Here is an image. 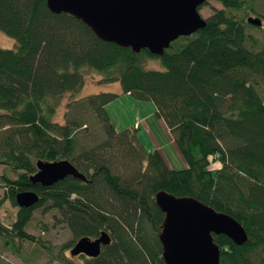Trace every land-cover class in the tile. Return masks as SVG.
<instances>
[{
    "label": "trees",
    "instance_id": "obj_1",
    "mask_svg": "<svg viewBox=\"0 0 264 264\" xmlns=\"http://www.w3.org/2000/svg\"><path fill=\"white\" fill-rule=\"evenodd\" d=\"M217 1L221 6L211 7L202 27L178 35L157 55L103 40L78 18L51 11L45 0H0V30L16 40L15 47L0 46L2 197L17 205L18 190L40 194L33 204L18 205L10 225L0 222L2 245L16 248L13 236L34 240L25 226L32 210L45 205L69 229L68 248L82 235L109 234L84 264H164L163 212L154 193L165 189L242 223V244L213 234L218 264H264V14L256 0ZM248 15H258L261 24L248 22ZM147 57L160 67H144ZM88 70L101 84L114 81L137 99H151L185 165L174 168L159 148L146 149L135 125L116 129L105 108L113 90L85 94L63 122L53 120L60 95L76 91ZM85 107L103 134L92 143L76 133ZM64 157L88 180L29 181L36 159Z\"/></svg>",
    "mask_w": 264,
    "mask_h": 264
},
{
    "label": "water",
    "instance_id": "obj_2",
    "mask_svg": "<svg viewBox=\"0 0 264 264\" xmlns=\"http://www.w3.org/2000/svg\"><path fill=\"white\" fill-rule=\"evenodd\" d=\"M53 12H66L85 23L99 38L129 46L133 51L147 48L161 54L178 35L196 31L205 24L198 5L206 0H45ZM246 20L261 24L258 15ZM36 170L28 175L32 183L49 185L70 175L88 178L69 159L35 161ZM39 198L32 189L18 190L19 206L33 204ZM154 199L163 218L158 231L164 264H218L220 247L214 233H224L235 243L247 240V232L231 214L217 210L191 195H176L158 189ZM110 241L106 230L95 237L82 235L68 248L70 255L80 252L95 256Z\"/></svg>",
    "mask_w": 264,
    "mask_h": 264
},
{
    "label": "rangeland",
    "instance_id": "obj_3",
    "mask_svg": "<svg viewBox=\"0 0 264 264\" xmlns=\"http://www.w3.org/2000/svg\"><path fill=\"white\" fill-rule=\"evenodd\" d=\"M258 11L264 14V0H256ZM220 7L217 0H207V3L199 7L202 16L211 12V7ZM264 27V22L263 26ZM249 31L258 33L259 29L250 27ZM0 46L15 47L14 37L5 34L0 30ZM144 67H160L161 63L154 57L145 59ZM100 75L95 71H86L83 84L76 91L63 92L58 100L53 120L63 122L70 114L74 104L85 94L100 89H109L117 94L105 104L111 121L116 129L132 127L135 123L138 139L146 149L152 150L157 147L170 166L180 168L185 165L181 153L175 146L171 134L162 120L155 114V104L151 99H137L128 92L119 90L117 82L106 84L99 83ZM84 124L77 130V136L84 143H92L101 138L102 131L92 110L81 109L80 115ZM218 164L217 160L212 165ZM6 169L3 162H0V174ZM7 170V169H6ZM8 174H12L7 171ZM5 190L4 182L0 178V222L10 225L15 218L18 205L12 204L8 199L2 197ZM57 212L50 206L41 205L32 210L25 230L30 233L34 240L18 238L13 236L16 248L3 244L0 237V264H84L82 257L70 255L67 243L71 242V233L64 222L59 221ZM38 239V240H37ZM42 243L47 244L45 247ZM62 245H66L64 248ZM57 255L63 260L57 259Z\"/></svg>",
    "mask_w": 264,
    "mask_h": 264
},
{
    "label": "flooded vegetation",
    "instance_id": "obj_4",
    "mask_svg": "<svg viewBox=\"0 0 264 264\" xmlns=\"http://www.w3.org/2000/svg\"><path fill=\"white\" fill-rule=\"evenodd\" d=\"M76 255H77V257H80V256H81L82 258H83V257H87V255L84 254V253H82V252H80V253H78V254H76Z\"/></svg>",
    "mask_w": 264,
    "mask_h": 264
},
{
    "label": "crops",
    "instance_id": "obj_5",
    "mask_svg": "<svg viewBox=\"0 0 264 264\" xmlns=\"http://www.w3.org/2000/svg\"><path fill=\"white\" fill-rule=\"evenodd\" d=\"M134 125H135V126H139V125H138V124H136V123H135ZM148 150H150V149H148Z\"/></svg>",
    "mask_w": 264,
    "mask_h": 264
},
{
    "label": "bare ground",
    "instance_id": "obj_6",
    "mask_svg": "<svg viewBox=\"0 0 264 264\" xmlns=\"http://www.w3.org/2000/svg\"><path fill=\"white\" fill-rule=\"evenodd\" d=\"M37 184V183H36ZM51 186V185H50ZM40 195V194H39ZM102 249V248H101ZM93 258V257H92Z\"/></svg>",
    "mask_w": 264,
    "mask_h": 264
}]
</instances>
